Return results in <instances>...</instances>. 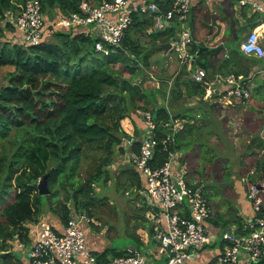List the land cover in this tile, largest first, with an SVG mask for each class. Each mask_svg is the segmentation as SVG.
I'll list each match as a JSON object with an SVG mask.
<instances>
[{"label":"trees","instance_id":"1","mask_svg":"<svg viewBox=\"0 0 264 264\" xmlns=\"http://www.w3.org/2000/svg\"><path fill=\"white\" fill-rule=\"evenodd\" d=\"M27 1L0 0V69L6 68L4 74H0V252L10 251V242L14 239L25 246L29 244L27 224L37 221L45 213L43 200H46L50 218L56 222H65L72 210L85 212L93 219L94 210L106 199L96 197L95 186H105L108 181L115 182V179L118 182L119 174L113 175L110 170L116 152L125 154L127 151L128 157L130 152L139 151V138L129 139L133 141L128 147L123 145L128 135L120 121L130 117L131 113L137 110L151 111L158 124L159 135L167 132L174 134L175 142L170 147L171 151L176 152L180 141L179 134L173 129L175 116L163 103L151 101L154 93L150 91L153 97H149L142 86L144 77L141 73L142 69L147 73L151 65L149 58L161 51V44L177 37L179 22L176 17L165 29L150 31L153 13H135L120 46L104 55L105 59L94 65L91 72L82 73L80 66L83 59L97 52L94 48L96 38L51 26L45 28L44 36L53 32L55 41L44 37L38 45H25L19 41L14 19L23 11ZM39 2L46 21L51 22L61 15L77 11L80 0ZM155 2L159 13L166 14L172 9L173 0ZM132 29L144 33L150 31L147 35L151 43L156 44L155 49L144 50L138 40L130 37ZM191 49L193 52L198 51L199 46L195 44ZM196 61L200 60L193 62ZM137 70L141 74L135 76L138 79L133 81V74ZM124 71L130 74L129 78L125 77ZM227 73L240 74L234 71ZM242 76L245 81L249 79L246 73ZM177 82L175 80L172 84V94L178 93ZM187 84L198 92V103L206 105L203 99L205 85L192 84L190 81ZM224 94L219 88L210 99L221 100ZM217 105L219 103L214 102L211 106ZM193 117L182 115L184 119ZM133 118L136 134L139 135L138 124ZM256 140L258 147L264 149V140ZM152 158L154 167L161 166L168 160V153L159 145ZM251 162H245L242 166L243 179L254 183L264 180V157ZM57 163L58 166L48 177L50 192L40 195L37 181ZM120 174H126L125 183L119 182L121 186L127 185L135 190L143 187L140 174L134 167L122 169ZM243 185L247 196L246 184ZM194 186L200 187L199 184ZM11 195L13 201L3 205ZM146 208L148 206L142 202V219L136 222V228H149L153 236V226H146ZM246 218L244 221L235 219L239 231L243 230ZM209 221L206 222L207 226ZM212 221L218 223L215 216L211 217ZM226 225V221L222 223V226ZM133 236L135 246L140 248L141 240L138 235ZM93 252L99 263L125 255L124 250L116 248ZM12 256L14 252L12 255L0 256V260H3L1 264H11L7 261ZM16 264L23 263L19 260Z\"/></svg>","mask_w":264,"mask_h":264},{"label":"built area","instance_id":"2","mask_svg":"<svg viewBox=\"0 0 264 264\" xmlns=\"http://www.w3.org/2000/svg\"><path fill=\"white\" fill-rule=\"evenodd\" d=\"M192 0H173L172 9L159 13L155 0H80L78 10L61 15L51 22L46 21L39 0H28L14 23L19 41L27 46L38 45L44 39L45 28L54 26L60 30L78 32L96 38L95 51L108 55L119 47L129 29L135 13H153L150 31L166 28L176 17L179 31L171 41L172 50L181 63L191 65L193 34L186 25ZM240 6H250L255 11L264 10V0H238ZM92 25V26H91ZM149 31V32H150ZM49 35V34H48ZM46 35V39L48 37ZM241 51L248 56L264 57V47L259 33L252 29L240 43ZM192 78L205 85V92L213 94L219 84L225 94L226 103L233 100L247 101L251 87L242 75L228 73L206 79V70L197 68ZM209 94V93H208ZM144 128L138 152H130L128 160L142 180L139 195L151 213L153 239L157 242L152 251L153 258H163L165 264H185L195 260L199 252L210 243V231L206 224L212 213L202 188L187 183L183 174L175 170L174 134L158 133V124L151 111L141 112ZM127 147L131 140L126 139ZM162 145L168 160L161 166L152 165L155 149ZM247 198L253 216L245 219L243 230L237 234L222 233L223 244L215 254L214 264H264V191L257 183L247 181ZM42 216L27 224L29 249L23 264H147L148 255L135 245L125 248V255L99 263L85 235L87 225L93 219L85 212L74 210L65 222H56ZM18 247L24 244L18 241Z\"/></svg>","mask_w":264,"mask_h":264},{"label":"crops","instance_id":"3","mask_svg":"<svg viewBox=\"0 0 264 264\" xmlns=\"http://www.w3.org/2000/svg\"><path fill=\"white\" fill-rule=\"evenodd\" d=\"M211 15H213L216 22V25L211 28V34L217 32V26L220 28L219 36L216 38H210L208 35L210 29L207 24H211ZM246 24H251V27ZM186 25L190 28L194 37L192 47L195 44L199 48L211 47L223 42V48L215 51L201 50L200 53L199 49L195 52L191 49L193 59L200 60L196 62H193V60L191 65L181 63L178 56L172 53L170 49L167 51L161 49V51L153 53L150 57L153 61L146 70L149 77L158 82H168L169 85L173 84L175 80L178 81V93L173 92L172 94L170 92L166 97L165 104L168 111L175 116L173 129L176 130L180 138L176 147L179 160L175 165V170L183 174L187 183L199 184L200 188H203V183L208 176L200 173L203 165H200L199 162L202 160L206 162L205 159L211 158L209 162L212 165L216 161L226 160L234 166V172L238 173L232 177L235 182L233 187L237 189V199L235 197V201L240 212V215L237 216L244 219V217H249L252 214V209L242 183L245 175L242 177V167L237 168V166L239 163L243 166L245 162L252 163L251 161L256 160V158L264 157V149L259 148L260 146L258 147L256 143V138L264 140V57L258 58L244 54L240 49V43L250 30L255 29L259 33L264 47V10L255 11L248 6H240L238 0H192ZM225 34L226 38L223 37ZM149 42L151 49H155L156 44L151 43L150 38ZM203 52L206 53L203 54ZM162 55L163 57L159 59ZM199 67L206 70L208 80L233 71L240 73V75L248 74L249 79L247 81L251 87L250 99L241 102L232 101L224 105V99L211 100L212 97L211 99L210 97H204L206 105L199 104L200 96L198 92L190 89V85L187 84L188 81L192 84H198L193 80L192 73ZM218 86L221 90L224 88L221 84ZM191 87L194 88L193 85ZM214 102L220 105L212 107L211 105ZM156 103L162 102L157 100ZM136 112L131 113L130 117L122 119L124 121V131L128 135L126 139L128 140L133 137L140 139L143 133L142 111L137 110ZM182 115H193L194 117L184 119ZM132 118L138 124L139 135L136 134L137 129H135ZM191 158H196V165L191 163ZM124 160L126 165L133 169L132 164L128 162V158H124ZM203 168L204 171L207 170V167ZM249 169L253 170L252 167H249ZM141 189L136 190L138 196ZM43 215L47 214L43 213L41 216ZM212 216L214 217V215ZM49 219L51 218L49 217ZM149 225L150 223L147 221L146 226ZM238 227V225L221 226L219 223L214 224L210 219L208 223L210 243L199 252L195 260L186 261L185 264H212V258L223 244L221 238L217 241L220 232L221 234L224 233L225 228L237 230ZM86 231L88 233V244L93 251L101 252L113 248L103 238L107 237L108 231L105 230L104 234L101 231L93 233L90 226H87ZM148 231L149 235L147 234ZM126 234L132 239H134L133 234L138 235L142 242L141 247L148 255L147 264H165L163 258H153L151 254L156 249L157 242L151 236L149 228H136L135 224L129 234L127 232ZM109 235L111 236V234ZM130 245L134 244L126 245L121 250H125ZM19 249L22 250L20 261L23 263L27 257L29 247L24 245V248ZM10 251L14 252L12 249Z\"/></svg>","mask_w":264,"mask_h":264},{"label":"rangeland","instance_id":"4","mask_svg":"<svg viewBox=\"0 0 264 264\" xmlns=\"http://www.w3.org/2000/svg\"><path fill=\"white\" fill-rule=\"evenodd\" d=\"M147 34L144 32L136 31L134 29L130 31V37L135 38V40H138L144 46V50L146 51H148V49H151L150 46L151 44L149 42V35ZM47 40H51V41L56 40L55 36H53V32L48 35ZM172 53L174 52L172 51ZM192 56L193 55H191V57ZM160 57L159 59H161ZM104 59L105 56L99 52H93L89 54L83 59L82 64L80 66L82 68V73L91 72L94 65H97L99 61ZM149 60L151 59L149 58ZM5 71L6 68H1L0 74H4ZM124 73L126 78L130 77V74L128 72L124 71ZM141 73L143 74L142 77H144V85L142 86L149 93V97H153L151 92L154 93V99L151 98V101L159 100L163 103V105H165L166 97L169 95L172 89V84L169 85L168 82L167 83L163 82L161 85L160 84L161 81L158 82L157 80L149 77L148 74L145 73L144 69H142ZM141 73L140 70L135 71L132 80L136 81L138 78L136 79L135 76H140ZM160 85L162 86L161 89H159ZM211 95L212 94H210V92H208L207 90L204 97L209 98ZM226 102L224 101V105ZM123 124L124 121L121 120L120 125L122 129L125 130ZM123 145L124 147H127L126 140ZM126 152L125 154L116 152L114 158L115 165L114 163L111 165L110 170L112 174L113 175L119 174L118 182L115 179V182L113 180L108 181L107 182L108 184L105 186H95L96 197L101 200L104 197H106V199H104V201L94 210L95 215L93 216L94 219L93 224L90 223L87 225L88 227L89 226L91 227V231L93 233L95 232L99 233V231H101V233L104 234L105 230L106 232L108 231V233L106 234L107 237H103V238L105 239V241L109 242L113 248L116 249H123L126 245L136 244L135 239L130 238V236H128L126 232L129 234V231L132 229V227H134L136 222L142 219V216H140L141 215L140 206L142 205V202L145 201L144 196L142 194L138 196L134 188L129 187L127 185L121 186L119 184V182L125 183L126 181V174H120L122 169H126L128 167V165H126V161L124 160V158H128ZM96 154L97 153H95V155ZM174 158L176 165L179 160L176 152ZM191 159H192L191 163L193 165H196L197 164V161L195 160L196 158H191ZM209 159L211 158H208L207 160L205 159L206 162H203L204 160L199 162L200 165H203L201 166L200 173L202 175L208 176L207 180H205L203 183L204 187L202 188V192L207 197L211 208V213L216 217L218 223L222 226V223L226 221L228 226H236L238 225V223L235 221V219H240L244 221V219H242L240 216H237L240 215V212L238 211L239 206L235 201V197L237 199V192H236L237 189L233 187V184L235 182L232 177L234 175H237L238 173L236 174L234 172L233 170L234 166H232L226 160H222L219 162L216 161L212 165H210L211 162H209L210 161ZM117 162L119 163L118 165L116 164ZM203 167H207V170L204 171ZM240 167H242L241 163L238 164L237 168ZM86 168H88V165ZM247 181L248 180L243 179L242 183L246 184ZM260 182L264 184V180H261ZM11 201H13L12 195L5 200L3 205ZM43 202L45 207L44 208L45 213H47V215L45 216L50 217L49 215L51 213L48 211L47 207L45 206L46 200H43ZM144 215L146 216L147 221L151 225V221H150L151 213L148 211L147 208L144 211ZM109 234H111V236ZM85 235L87 237L88 233L86 232ZM220 238L222 240L221 232L218 235L217 241H219ZM10 243H11V248L14 251V256H12L7 262L11 264H16L20 260L21 257L20 252H22V250L18 248L17 239L12 240ZM27 247H30V245L28 244ZM140 248L144 251L142 247ZM2 261L3 260H0V264L3 263Z\"/></svg>","mask_w":264,"mask_h":264},{"label":"water","instance_id":"5","mask_svg":"<svg viewBox=\"0 0 264 264\" xmlns=\"http://www.w3.org/2000/svg\"><path fill=\"white\" fill-rule=\"evenodd\" d=\"M216 25V22H215V19H214V17H213V15H211V24H207V26H208V28L210 29V31H209V33H208V35H209V37L210 38H216V37H218L219 36V33H220V28H219V26H217V32H215L214 34H211V28L213 27V26H215ZM247 26H249V27H251V24H246ZM224 38H226L227 36H226V34H225V36H223ZM222 36H221V38H223ZM221 38H219V39H221ZM176 39V37L174 38V39H172V41H174ZM170 46H171V41L170 42H167V43H164V44H161V48L164 50V51H167V50H169L170 49ZM221 48H223V42H221V43H219L218 45H215V46H211V47H200L199 48V53L201 52V50H206V49H209V50H219V49H221ZM163 57V56H162ZM162 57H160V58H162ZM135 86H138V84L137 83H133ZM58 166V163L53 167V168H51L49 171H47L44 175H43V177L42 178H40L38 181H37V183H36V186H37V188H38V193L40 194V195H47L49 192H50V190H49V187H48V177H49V174H50V172L55 168V167H57ZM257 187L259 188V189H261L262 191H264V184H262V183H257ZM72 193V192H71ZM224 232H227V233H229V234H237V230L236 229H234V230H231L230 228H225L224 229ZM147 234L149 235V231L147 232ZM238 235V234H237ZM13 254V252L12 251H6V252H4V251H2V252H0V256H2V257H4V256H6V255H12Z\"/></svg>","mask_w":264,"mask_h":264}]
</instances>
